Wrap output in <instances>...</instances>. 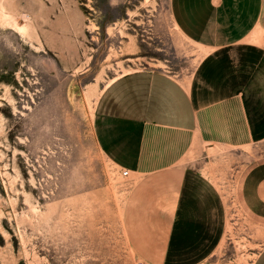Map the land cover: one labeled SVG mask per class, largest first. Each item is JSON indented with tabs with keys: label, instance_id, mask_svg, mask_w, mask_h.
Instances as JSON below:
<instances>
[{
	"label": "rangeland",
	"instance_id": "374dc122",
	"mask_svg": "<svg viewBox=\"0 0 264 264\" xmlns=\"http://www.w3.org/2000/svg\"><path fill=\"white\" fill-rule=\"evenodd\" d=\"M142 70L211 80L203 101L228 103L185 139L184 192L124 178L96 143L101 93ZM258 208L264 6L251 36L215 51L179 30L171 0H0V264H254Z\"/></svg>",
	"mask_w": 264,
	"mask_h": 264
},
{
	"label": "crops",
	"instance_id": "0c3cea01",
	"mask_svg": "<svg viewBox=\"0 0 264 264\" xmlns=\"http://www.w3.org/2000/svg\"><path fill=\"white\" fill-rule=\"evenodd\" d=\"M263 6L264 0H171L179 30L196 44L215 51L235 48L251 36ZM212 84L201 78L193 89L160 70L135 71L116 78L101 93L94 115L100 151L134 178L144 177L148 184H175L176 192H184L187 178L193 174L183 170L186 165L180 160L186 150L185 139L201 128L204 113L228 110L227 101L212 102L215 97L203 101ZM229 88L225 83L222 94L229 95ZM259 178L257 173L245 179L246 198L262 193ZM260 209L254 212L263 215ZM254 264H264V249Z\"/></svg>",
	"mask_w": 264,
	"mask_h": 264
},
{
	"label": "bare ground",
	"instance_id": "6f19581e",
	"mask_svg": "<svg viewBox=\"0 0 264 264\" xmlns=\"http://www.w3.org/2000/svg\"><path fill=\"white\" fill-rule=\"evenodd\" d=\"M8 16V15H7ZM14 22V21H13ZM15 23H16V21H15ZM21 27V26H20ZM19 27V25H16V28L21 32V33H24L25 34V32H26V29H25V27H23V28H20Z\"/></svg>",
	"mask_w": 264,
	"mask_h": 264
},
{
	"label": "built area",
	"instance_id": "2783aa9c",
	"mask_svg": "<svg viewBox=\"0 0 264 264\" xmlns=\"http://www.w3.org/2000/svg\"><path fill=\"white\" fill-rule=\"evenodd\" d=\"M122 176L124 178H129L130 177V172L129 171H124L123 174H122Z\"/></svg>",
	"mask_w": 264,
	"mask_h": 264
}]
</instances>
